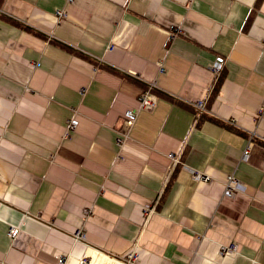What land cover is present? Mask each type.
I'll return each instance as SVG.
<instances>
[{
  "label": "crops",
  "instance_id": "1",
  "mask_svg": "<svg viewBox=\"0 0 264 264\" xmlns=\"http://www.w3.org/2000/svg\"><path fill=\"white\" fill-rule=\"evenodd\" d=\"M263 102L264 0H0V264H264Z\"/></svg>",
  "mask_w": 264,
  "mask_h": 264
},
{
  "label": "built area",
  "instance_id": "2",
  "mask_svg": "<svg viewBox=\"0 0 264 264\" xmlns=\"http://www.w3.org/2000/svg\"><path fill=\"white\" fill-rule=\"evenodd\" d=\"M59 13H61V12H59ZM223 63H224V59L217 57L216 61L214 62V65L212 67L213 70L214 71L219 70L222 67ZM155 102H156L155 95L153 94L152 86L150 85L147 88H145L143 90V92L141 93L137 107L133 108V109H126L123 112L121 125H120V128L118 129L119 136L117 138V142L119 145H122L124 140L128 138V130H129L130 126L133 124V122L135 121L137 112L139 110H150V109H152L155 105ZM193 105L198 110L204 109L203 101L198 100L196 102H193ZM257 116H263L264 117V102L259 107L258 112H257ZM75 122H76V118H71L70 120H68V128L74 129V127L76 125ZM252 135H253V133H252ZM261 138L264 139V135ZM249 144L250 143H248L247 146L243 149L242 156H241L242 160H246L248 155H249ZM167 156L171 159V162L173 164L174 163L176 164L179 162V154L169 152L167 154ZM188 170L191 172V174L195 180H209V176L206 175L205 173L201 172V171L194 170L192 168H188ZM244 189H245V184L240 179H238L236 176H234L233 174H228L226 176L225 186H224V194L225 195L232 196V195L236 194L237 192L243 191ZM15 232H16L15 226L11 225L7 228V235L10 238H12L15 235ZM231 250H234V244L233 243H231L228 247L224 248L223 252H228ZM129 258H131V256H129ZM63 262H64V257L63 256L58 257L57 264H63Z\"/></svg>",
  "mask_w": 264,
  "mask_h": 264
}]
</instances>
